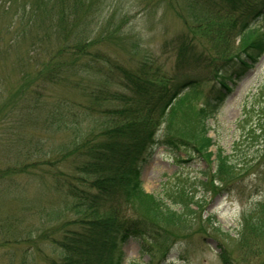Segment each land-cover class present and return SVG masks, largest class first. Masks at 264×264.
<instances>
[{"label":"rangeland","instance_id":"1","mask_svg":"<svg viewBox=\"0 0 264 264\" xmlns=\"http://www.w3.org/2000/svg\"><path fill=\"white\" fill-rule=\"evenodd\" d=\"M35 1L0 0V264H59L61 252L52 240L81 232L84 216L83 222L92 217L98 220L103 215L72 208L70 200L64 206L62 195L52 189L54 180L50 172L54 168H50V163L78 146L91 130L88 126L97 135L109 126L106 111L120 107L114 98L115 91L123 90L120 73L105 58L99 59L98 68H94L95 64L87 66V71L75 82L53 90L55 97L68 99L67 107L71 110L77 104L92 109L94 118L89 125L81 123L82 127L63 130L26 118L29 104L24 101V93L30 90V72L36 74L35 65L30 64V38L37 35L34 31L30 33V24L36 20L30 17ZM81 1L92 3L99 11L98 39L86 49L90 62L97 58L92 55L99 52L127 69L138 71L146 61L152 63V70L163 66L169 72L175 63V53L168 43L180 36L195 43L201 52L203 48L224 51L222 47H227L231 55L241 45L228 20L210 17L222 13L223 4L217 3L220 0H195V4L190 0ZM217 28V33H211V29ZM48 39L54 42L57 37L49 33ZM78 62L82 60L78 58ZM263 86L264 54L242 79L230 83V89L219 94L222 97H216L218 86L212 88L207 82L199 86L210 100H219L212 114L205 116L204 111L199 112L204 97L195 98L187 107L184 95L177 97L182 105L174 103L168 115L191 130L196 122L206 125V137L213 143L210 151L220 147L227 160L232 159L230 176L226 174L229 179L224 181L229 183L228 192L210 196L198 190L180 215L161 217L160 223L174 243L164 255L147 241L128 239L120 245L114 262L224 264L220 258L224 246L230 254V264H264V178L258 181L253 178L259 167L264 168L261 151L264 134L257 128L258 120L264 119ZM181 134L188 133L181 131ZM149 153L140 165L142 188L148 195L163 197L166 203L171 200L166 195L175 191L170 190L179 181L178 186L189 187L183 180L201 178V172L207 168L206 161L187 160L183 153H173L164 147H153ZM179 159L183 162H177ZM20 163L27 166L22 173L17 169ZM59 168L65 170L64 166ZM138 208L144 213L159 211L156 203L152 204V210L150 204ZM256 220L261 222V231L251 226ZM186 229L198 232L186 241L183 238ZM256 239L261 246L259 250L245 247ZM253 251L257 252L255 258L251 257Z\"/></svg>","mask_w":264,"mask_h":264},{"label":"trees","instance_id":"2","mask_svg":"<svg viewBox=\"0 0 264 264\" xmlns=\"http://www.w3.org/2000/svg\"><path fill=\"white\" fill-rule=\"evenodd\" d=\"M190 2L196 3L195 0ZM34 3L30 17L40 20L30 24V33H37L30 38V64L35 65L36 74L30 72V90L28 94L24 93V101L29 104L27 119L63 130L82 127L81 123L89 125L94 118L92 109L77 104L76 109L71 110L67 107L70 105L68 99L55 97L53 90L75 82V78L87 71V66L95 64L94 68H98L97 62L99 64L103 58L122 76L119 84L123 90H116L117 97H114L120 107L106 111L109 126L103 127L98 135L92 131L95 130L93 127L88 126L87 129L92 132L89 131L78 146L50 163V168H54L50 172L54 180L52 189L62 195L64 206L70 200L72 208H85L95 214H103L98 220L92 217L84 220L85 223L84 216L81 232L52 240L61 252L59 264H93L96 261L101 264L105 260L104 264H117L113 261L116 253L128 239L147 241L164 255L174 243L160 218L172 213L175 217L180 215L198 190L210 196L227 193L229 183L224 181L229 179L233 162L230 158L227 160L220 147L210 151L213 143L206 137V125L196 122L195 129L191 130L167 112L174 103L182 105L177 97L183 94L184 102L188 104L185 107L195 98L204 97V106L199 112L204 111L205 116L212 114L219 100H210L199 86L206 82L212 88L218 86L216 97H222L219 94L229 90L230 83L242 79L255 66L264 53V0L217 1L223 4V11L210 14V17L231 23V31L241 40L239 49L231 55L227 47H222L224 51L203 48L201 52L196 49L195 43L187 42L185 37L180 36L168 43L175 53V63L168 73L163 66L152 70V63L146 61L142 62L138 71L127 69L99 52L96 56L92 55L97 58H92L93 62H90L86 49L96 42L99 13L92 3L81 0H36ZM211 30L215 34L219 28ZM49 33L57 37L54 42L48 39ZM78 58L82 62H78ZM146 64L149 66L146 67ZM157 104V109H154ZM257 128L264 134V119L258 120ZM181 131L188 134L182 136ZM157 146L173 153H183L187 160L207 163L201 178L195 176L182 181L189 187L178 186L179 181L178 187L170 190L175 189L166 195L171 198L169 203L164 202L163 197L146 194L140 180V165L150 154V149ZM261 151L264 153V148ZM53 163L55 165L51 166ZM59 166H64L65 170ZM26 168L20 163L18 173ZM263 173L264 168L259 167L253 178L263 180ZM155 203L159 211L144 213L138 208V205L146 204L147 207L150 204L152 210ZM251 226L261 231L258 220ZM197 232L186 229L184 240L188 241ZM245 247L259 250L261 246L256 239L255 243L250 241ZM143 251L147 252L148 248H143ZM256 254L253 251L251 257L255 258ZM220 258L224 264H230V254L224 246Z\"/></svg>","mask_w":264,"mask_h":264}]
</instances>
